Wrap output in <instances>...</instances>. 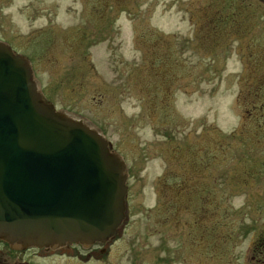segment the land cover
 <instances>
[{
	"label": "rangeland",
	"instance_id": "1",
	"mask_svg": "<svg viewBox=\"0 0 264 264\" xmlns=\"http://www.w3.org/2000/svg\"><path fill=\"white\" fill-rule=\"evenodd\" d=\"M0 41L129 173L105 253L72 244L17 259L252 264L264 233V0H0ZM8 249L0 240V259Z\"/></svg>",
	"mask_w": 264,
	"mask_h": 264
},
{
	"label": "water",
	"instance_id": "2",
	"mask_svg": "<svg viewBox=\"0 0 264 264\" xmlns=\"http://www.w3.org/2000/svg\"><path fill=\"white\" fill-rule=\"evenodd\" d=\"M126 182L108 141L44 102L28 59L0 43V238L106 242L125 218Z\"/></svg>",
	"mask_w": 264,
	"mask_h": 264
},
{
	"label": "flooded vegetation",
	"instance_id": "3",
	"mask_svg": "<svg viewBox=\"0 0 264 264\" xmlns=\"http://www.w3.org/2000/svg\"><path fill=\"white\" fill-rule=\"evenodd\" d=\"M176 218H177V215H176ZM164 219H165V211H163V220ZM164 226H165V221H164ZM108 244H109V242H107L105 244L100 243V245L102 246V248L100 249L102 253H105L106 249H104V248ZM96 245H98V244H96ZM65 248H70V246H65L63 248H59V249H56V250L45 248V249H42V253L46 254V253H49L50 251H53L55 253V251L61 250V253H63V255H64ZM17 253H21V252L13 251V250H11L9 248L8 249V254H5L4 255V259H0V262L8 263V264H33L29 260L28 261H23V260H19L20 258L17 259L16 256H15V254H17ZM252 253H253V255H252V264H264V233L261 236L258 235V238H257L256 242H254V244H253Z\"/></svg>",
	"mask_w": 264,
	"mask_h": 264
}]
</instances>
